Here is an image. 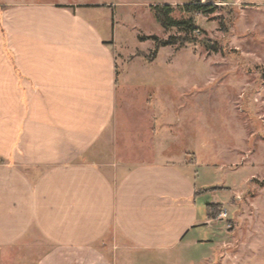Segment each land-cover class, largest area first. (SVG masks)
Returning a JSON list of instances; mask_svg holds the SVG:
<instances>
[{
  "label": "crops",
  "instance_id": "1",
  "mask_svg": "<svg viewBox=\"0 0 264 264\" xmlns=\"http://www.w3.org/2000/svg\"><path fill=\"white\" fill-rule=\"evenodd\" d=\"M103 5L0 0V264H116L99 244L112 235L221 260L197 158L172 154L167 108L132 81Z\"/></svg>",
  "mask_w": 264,
  "mask_h": 264
},
{
  "label": "rangeland",
  "instance_id": "2",
  "mask_svg": "<svg viewBox=\"0 0 264 264\" xmlns=\"http://www.w3.org/2000/svg\"><path fill=\"white\" fill-rule=\"evenodd\" d=\"M88 1L105 4L120 56L134 59L132 81L166 106L172 140H180L172 154L189 150L197 158L194 179L209 192L200 201L204 213L211 199L230 204L226 218H215L226 224L220 245L229 253L197 264H264V0H200L216 6L207 14L185 7L194 0ZM155 4H170L171 17L186 27L163 28ZM149 36L177 40L156 48ZM99 244L116 264L189 263L179 252L131 253L113 235Z\"/></svg>",
  "mask_w": 264,
  "mask_h": 264
},
{
  "label": "trees",
  "instance_id": "3",
  "mask_svg": "<svg viewBox=\"0 0 264 264\" xmlns=\"http://www.w3.org/2000/svg\"><path fill=\"white\" fill-rule=\"evenodd\" d=\"M200 0H194L192 4H187L185 7H187L188 10L196 12V13H212L216 10V6L212 4H201L199 3ZM152 10L154 13V17L156 21L163 27V28H168V27H173V26H185L187 25L186 22H180L176 21L171 17V13L173 11V8L170 4H155L152 6ZM188 28V27H187ZM193 26H190L191 29ZM152 39L156 41V48L159 46H167V45H172L175 43L177 38L171 37L167 40H159L157 39L156 36H149L146 39ZM182 40H186L182 39ZM154 57V54L150 57L151 59ZM206 210V215L207 218L209 219H215L218 214L222 210V206L220 204H212V203H207L205 206Z\"/></svg>",
  "mask_w": 264,
  "mask_h": 264
},
{
  "label": "built area",
  "instance_id": "4",
  "mask_svg": "<svg viewBox=\"0 0 264 264\" xmlns=\"http://www.w3.org/2000/svg\"><path fill=\"white\" fill-rule=\"evenodd\" d=\"M227 217V210L223 209L220 214H219V218L223 219Z\"/></svg>",
  "mask_w": 264,
  "mask_h": 264
}]
</instances>
